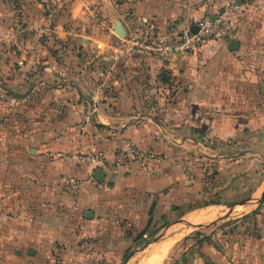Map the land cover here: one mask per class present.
Here are the masks:
<instances>
[{
	"label": "crops",
	"instance_id": "0c3cea01",
	"mask_svg": "<svg viewBox=\"0 0 264 264\" xmlns=\"http://www.w3.org/2000/svg\"><path fill=\"white\" fill-rule=\"evenodd\" d=\"M38 1L66 52L0 102V264H264V178L236 199L228 177L264 155V0ZM232 5L229 40L173 49ZM93 152L115 161L102 182L77 158Z\"/></svg>",
	"mask_w": 264,
	"mask_h": 264
},
{
	"label": "rangeland",
	"instance_id": "374dc122",
	"mask_svg": "<svg viewBox=\"0 0 264 264\" xmlns=\"http://www.w3.org/2000/svg\"><path fill=\"white\" fill-rule=\"evenodd\" d=\"M38 2L40 1L0 0L1 103L8 101H12V103H14L12 98H18L16 94L23 96L28 91V87L30 85H50V78H48V82L44 83L46 81V77H42L41 75L40 77L38 76L39 71L46 66L41 63L42 55H47L48 57H50V54L52 53L49 49V47L52 48L50 46L51 38L41 37L40 34H38V28H36L38 24L36 18L39 14L37 9H40V6H37ZM4 24H7L5 25V28H3ZM8 26L9 29L7 30L6 28H8ZM60 46L62 48L61 53L64 54L66 52L65 48H63L64 45H61L60 43ZM45 64L50 66L51 62H47ZM24 74H27L28 79H26L27 76ZM48 74H51V71L49 69ZM20 85H24L25 87H19ZM6 91H9V93H7ZM8 96H11L12 98ZM14 105L17 104L14 103ZM33 113V110H28L26 114L31 115ZM260 147L263 148L264 144L260 145ZM190 149H193L194 151V148ZM208 151L210 152V150ZM240 152L241 149L239 148L234 151L236 156ZM189 156L190 157L187 158V161H192V163H189V165H195L196 163H198L201 155L199 151L198 154L195 155V153L191 150V152H189ZM234 158L235 159L233 161L235 162L237 157ZM183 161H185V158L181 160V162ZM251 161L255 164V166L251 167L250 173H244V179L242 178V174L236 172V169L234 170V175L231 174L230 176V174H228V177L234 178L233 181L235 183L234 185L236 186V190L234 192L235 195L238 194L236 196V199L241 198L242 192H245L239 190L240 186L242 184L246 186L248 183H251L252 185L251 193L256 192L255 196L259 197V190L254 189V186H256L257 184H261L262 179L264 178V155L260 154V156L258 157H251ZM219 181L221 182V179ZM224 198L229 197L228 195H226ZM246 198L247 197H245V199Z\"/></svg>",
	"mask_w": 264,
	"mask_h": 264
},
{
	"label": "built area",
	"instance_id": "2783aa9c",
	"mask_svg": "<svg viewBox=\"0 0 264 264\" xmlns=\"http://www.w3.org/2000/svg\"><path fill=\"white\" fill-rule=\"evenodd\" d=\"M206 3H210L211 0H205ZM238 8L237 5H232L226 8L224 11H212L209 10L204 17H202L196 25L198 26V31L196 33L192 32L189 27H187L183 33L182 39L178 45H176L174 50H192L195 47L201 46L207 40H229L233 36L234 26L230 18V12ZM132 44L139 48H151V50H160L167 52L172 50L167 46L162 47H149L138 39H133ZM130 153L133 158L140 160L139 162L143 165L144 157L141 150H138L131 141L125 144V150L123 154ZM81 162L93 164L95 167H112L115 165V161L112 159H106L100 154L93 153H80L77 157Z\"/></svg>",
	"mask_w": 264,
	"mask_h": 264
},
{
	"label": "water",
	"instance_id": "95a60500",
	"mask_svg": "<svg viewBox=\"0 0 264 264\" xmlns=\"http://www.w3.org/2000/svg\"><path fill=\"white\" fill-rule=\"evenodd\" d=\"M115 31H116V33H117L120 37H125V36H126V32H125V30H124V28H123V26H122V24H121L120 21H117V22L115 23ZM191 31L194 32V33H196V32L198 31V26H197V25H193V26L191 27ZM236 46H238V42H237L236 40H233V41L231 42L230 49H232V50H233V49H236ZM93 176H94V178H95L97 181L102 182L103 179H104V176H105V171L103 170L102 167H97V168H95V170H94V172H93ZM263 199H264V191H263V193H262V195H261V200H263ZM238 203H240V204H244V203H246V201H240V202H238ZM235 205H236V204H235ZM92 215H93L92 211H88V212L86 213V217H92ZM142 235H143V232L139 235V237H141ZM157 238H158V237H155L153 240H156ZM149 241H150V240H147V241H146V244H148ZM131 256H132V253H130L129 255H127V257H126L125 260H124V264L127 262V260H128Z\"/></svg>",
	"mask_w": 264,
	"mask_h": 264
},
{
	"label": "trees",
	"instance_id": "16d2710c",
	"mask_svg": "<svg viewBox=\"0 0 264 264\" xmlns=\"http://www.w3.org/2000/svg\"><path fill=\"white\" fill-rule=\"evenodd\" d=\"M180 41H181V39L178 41V43H179ZM50 46H51L52 48H54V50H56V51H58V52H61V50H62L60 44H59L58 41L55 40L54 38H52V39L50 40ZM105 158H106V157H105ZM128 254H129V253H125L124 258H126Z\"/></svg>",
	"mask_w": 264,
	"mask_h": 264
}]
</instances>
